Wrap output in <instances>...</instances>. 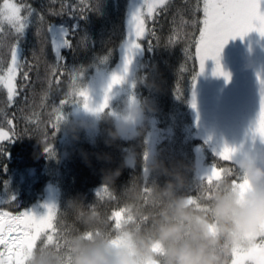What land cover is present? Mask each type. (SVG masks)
<instances>
[{"label":"trees","instance_id":"16d2710c","mask_svg":"<svg viewBox=\"0 0 264 264\" xmlns=\"http://www.w3.org/2000/svg\"><path fill=\"white\" fill-rule=\"evenodd\" d=\"M17 2L31 4L44 16L42 27L45 31L50 23L71 25L74 22L67 14H50V9L59 11L60 0L56 3L52 0ZM78 2L68 0L69 4ZM91 3L93 7L98 3L106 6V14L101 16L91 11L87 13L88 22L79 21L81 29L69 36L72 48L61 50L66 57V64L62 61L65 69L83 65L92 70L93 63L104 55L110 56L113 66L118 61L117 50L125 35L126 0H91ZM182 3L183 0H173L168 12L158 18L156 37H148L154 45H160L156 49L159 78L154 80L147 76L146 73L154 71L147 66L133 75V92L141 112L154 118L158 130H168L170 134L157 145L148 176L143 172L146 152L143 126L137 128L131 139H122L112 117L103 112L97 133L89 139L84 128L75 121L76 117L68 112L52 138L41 134L52 131L49 120L56 115L53 106L59 105L64 94L70 100L78 98L73 97L74 87L68 81L67 71L59 85L53 81L49 87L48 75L56 58L50 44L42 45L37 41L35 32L40 25L35 22L38 17L33 18L27 40L22 43L29 61L37 67L30 73L28 86L12 108L7 107L5 98L0 95V121L5 119V113L8 117L15 113L17 129L21 132L31 130L25 136L0 145V210L25 211L42 199L47 183L58 188L56 222L60 231L54 241L40 237L29 255L28 264H74L73 249L77 244L83 248H105L112 240L126 234L131 236L136 248L143 250L147 245L148 257L158 264H168V249L184 245L203 246L209 264L232 262L237 235L230 236L224 231L225 225L216 214L217 198L235 197L234 185L248 176L243 165L264 173V167L254 162L257 158L254 149H264V140L256 138L253 150L248 149L253 140L246 136L237 141L234 134V138L223 143L218 136L222 131L214 121L208 120L213 123L212 126L208 124V128L198 124L192 99L199 78L208 77V85L215 94L223 99L227 96L238 104L230 116L241 123L247 112L238 111L240 102L247 99L252 108L260 103L264 38L257 32H250L242 39H230V47L224 45L219 62L229 77L227 82L222 76L212 75L214 62L211 60L205 61L204 72L197 74L199 68L192 39L193 35L198 37L196 28L188 31L187 39L182 37L179 43L165 51L173 15ZM195 3L196 0H187V15L193 14ZM260 11L264 12V3ZM176 23L179 24V17ZM85 34L87 40L83 38ZM33 50L38 59H33ZM237 72H243L244 78L250 77L251 84L243 85L244 78ZM258 111L259 108L248 115L255 120ZM224 145L235 151L230 156L214 157L213 150L218 151ZM128 156L133 158L132 166L125 163ZM178 203L184 205L181 212L187 214V220L176 214ZM114 213H119V217L114 218ZM200 224L212 228V234L209 229L208 234H201L197 228ZM169 226L179 229V238L161 244L159 233ZM156 242L160 243V248L151 252V245Z\"/></svg>","mask_w":264,"mask_h":264},{"label":"snow or ice","instance_id":"6c2138e0","mask_svg":"<svg viewBox=\"0 0 264 264\" xmlns=\"http://www.w3.org/2000/svg\"><path fill=\"white\" fill-rule=\"evenodd\" d=\"M57 0H52L56 3ZM173 0H126L124 13L125 35L118 47V61L110 63V56L104 55L93 63L92 70L81 65L65 69L66 57L62 56V49H71L70 35H76L81 29L79 21H89L88 12L94 11L101 16L106 14V6L99 3L93 7L91 0H79L78 4H69L68 0H60L59 11L50 9L52 15H65L74 22L71 25L61 23L48 24L46 31L42 25L44 16L39 14L31 4L18 3L17 0H0V95L5 98L8 108L15 105L16 98L28 86L30 73L37 67L29 61L27 49L22 42H26L28 30L35 21L37 27L35 36L42 45H51L55 54L56 64L51 66L48 75L49 87L53 81L57 85L61 83V77L65 71L68 73V81L74 87L73 97L70 100L64 94L59 100V105L53 106L56 113L54 119L49 120L52 131H44L41 134L53 137L57 131V125L64 119L66 113L74 108L82 106L86 109L90 104H97L96 110L104 108L112 99L116 90L125 80L140 72L145 66L154 69L146 73L152 79L157 80L160 76V64L156 58V49L160 45L153 44L156 37L155 26L162 13H167ZM264 0H196L192 15H187V0H183L182 6L178 7L173 15L172 28L168 36L165 51L170 46L179 43L181 38H188L191 28L198 30V37L193 35L195 44V61L198 62L199 72H204L205 61L214 62L212 75L229 79L222 71L219 62L221 50L230 40L240 37L241 39L250 32H257L264 38V12L260 11ZM77 13L79 15L77 16ZM179 17V24L176 23ZM151 25V27H150ZM86 32V25H85ZM88 39L87 34L83 37ZM146 41L145 43H142ZM44 48H41V52ZM33 59H38L36 52L32 51ZM62 61L64 64H62ZM259 80V77H258ZM261 93L259 111L255 122L246 134V139L256 138L264 140V81H260ZM97 86L100 87V95H97ZM102 101V102H101ZM193 108L195 104L193 103ZM30 129L21 132L15 123V113L11 117L5 113V119L0 121V145L12 142L17 137L25 136ZM48 151V148H45ZM235 149L227 145L213 150V156L231 155ZM98 195V194H97ZM45 212L37 217L31 211L0 210V264H28L29 255L35 249L41 236L54 241L60 228L57 225V206L55 204L42 205ZM264 252V237H258L253 248L238 250L232 264H264V258L260 253Z\"/></svg>","mask_w":264,"mask_h":264},{"label":"rangeland","instance_id":"374dc122","mask_svg":"<svg viewBox=\"0 0 264 264\" xmlns=\"http://www.w3.org/2000/svg\"><path fill=\"white\" fill-rule=\"evenodd\" d=\"M125 25V24H124ZM230 40L226 43L228 47H230ZM239 66V65H238ZM239 68H242L239 66ZM239 76H243V72H237ZM243 85H250V77L243 79ZM240 90L244 91L242 86H238ZM202 90V88H201ZM97 95H100V87L97 86L96 89ZM204 97L202 92L199 93ZM243 99V98H242ZM232 101V100H230ZM102 102V101H101ZM241 102L244 104H248L247 99H243ZM199 104V102H198ZM200 108H203V105H199ZM208 107V106H206ZM97 104H90L89 108L86 109L82 106V102L80 106L74 108L71 111V115L76 117L75 121L84 128L85 135L92 139L97 133V126L100 116L103 112H107L113 119L117 133L122 139L128 140L135 136L138 127H145V144H146V152L144 156V175H149L150 165L154 162V156L156 153V147L159 144L162 138H165L168 134V130H158L155 126V120L150 115H144L138 105L137 98L133 92V75L129 76L125 82L116 90L113 94L111 100H109L108 104L99 110ZM259 108V104L256 106V111ZM201 110V109H199ZM208 111V108L206 109ZM208 115V113H206ZM198 120L201 118L198 117ZM205 120V119H204ZM130 122V123H129ZM170 135V134H169ZM168 135V136H169ZM168 136L166 138H168ZM255 146L252 143H249L248 149L253 150ZM258 150V151H257ZM256 152V159L254 158V162L258 164L260 167H264V149H254ZM125 163L128 166L133 165V158L131 156L126 157ZM253 163V164H255ZM255 169V168H254ZM263 173V172H262ZM208 178V173L206 174ZM255 187L258 190H264V180L258 185H252L249 181V176H246V179L243 182L236 183L233 187V194L237 198V202H242L243 197H246L248 193ZM45 204H55L58 208V188L56 185L47 183L44 186L43 197L42 199L32 205L25 211H31L37 217L44 214L45 209L42 205ZM114 218L119 217V213L113 214ZM259 225V226H258ZM212 234V228L205 226L206 233ZM258 237H264V223L259 221H255L250 224L242 235L237 234L234 241V246L232 249L233 258L238 250H249L253 248L256 239ZM131 236L129 234L120 236L114 240H112L104 249L111 252L113 250H125L128 251L129 255H132L131 244H130ZM132 241V239H131ZM160 248V243L156 242L151 245V252H156ZM260 256L264 258V252L260 253ZM142 264H158L156 260H154L151 256H149L146 260L142 262ZM232 264V262L230 263ZM257 264H261L260 261Z\"/></svg>","mask_w":264,"mask_h":264},{"label":"clouds","instance_id":"9594fccd","mask_svg":"<svg viewBox=\"0 0 264 264\" xmlns=\"http://www.w3.org/2000/svg\"><path fill=\"white\" fill-rule=\"evenodd\" d=\"M243 167L248 173L250 184L258 185L261 180H264V173L247 164ZM183 207L182 203H178L176 214L180 219L187 220V214L181 212ZM216 214L222 224L225 225V232L230 236L242 235L253 222L264 223V190L253 187L239 204L236 197L231 199L217 198ZM197 228L201 234L206 232L202 224L198 225ZM178 238L179 229L176 226L162 228L159 233L161 244ZM130 244L132 255H129L128 251L125 250L109 252L103 247L83 248L80 244H77L73 249L74 264H142L148 258V246L145 245L143 250L138 249L131 238ZM167 256L168 264H209L203 246L184 245L180 248H170L167 250Z\"/></svg>","mask_w":264,"mask_h":264},{"label":"flooded vegetation","instance_id":"af4514ba","mask_svg":"<svg viewBox=\"0 0 264 264\" xmlns=\"http://www.w3.org/2000/svg\"><path fill=\"white\" fill-rule=\"evenodd\" d=\"M206 80V79H205ZM204 80V81H205ZM204 81H200L198 83L197 87V93L198 89H200L201 86H203L202 89H204L202 92L204 94V97L202 95H195L193 102L195 104L194 107V113L197 119V116L201 118V120H197L201 126H204L208 128V124L210 126L213 125L212 122H208V115L213 116L212 119L210 118V121H214L216 125H218L219 131H222V133H218L220 138L222 139L223 143L227 142L228 138H234V134L237 135V141L239 139L242 140V137L246 136L248 130L250 127L253 126L255 120L249 116L250 114L256 113V109L251 107V103H248L247 105L244 104L243 102H240V105L238 107V111L241 114H244L243 112H247L245 115L246 118L242 119L241 123H237V121H234V118L230 116L232 113H234L235 108L237 107L238 104H235V101H230L227 96L224 97V99H221L218 95L214 94V92H211L210 89L205 88V83ZM209 93V94H208ZM229 94V92H228ZM199 102V104H198ZM200 104L203 105V108H200ZM208 106V107H206ZM214 106L215 107V114L213 111L210 110V108ZM208 108V111L206 110ZM201 109V110H199ZM208 113V115L206 114ZM249 114V115H248ZM205 119V120H204ZM237 130V132H235ZM225 131V132H224ZM224 135V137H223ZM226 140V141H224ZM236 140V138H235ZM255 141H252V145L255 146ZM248 142H250L248 140ZM249 145V144H248Z\"/></svg>","mask_w":264,"mask_h":264}]
</instances>
